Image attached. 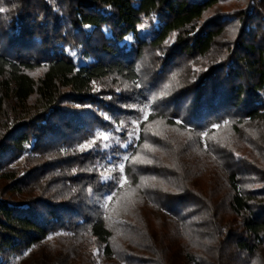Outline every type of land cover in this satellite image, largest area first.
Instances as JSON below:
<instances>
[{
  "label": "trees",
  "instance_id": "trees-1",
  "mask_svg": "<svg viewBox=\"0 0 264 264\" xmlns=\"http://www.w3.org/2000/svg\"><path fill=\"white\" fill-rule=\"evenodd\" d=\"M0 180V264H264V0H0Z\"/></svg>",
  "mask_w": 264,
  "mask_h": 264
},
{
  "label": "rangeland",
  "instance_id": "rangeland-1",
  "mask_svg": "<svg viewBox=\"0 0 264 264\" xmlns=\"http://www.w3.org/2000/svg\"><path fill=\"white\" fill-rule=\"evenodd\" d=\"M233 5H234V6H232L233 8H237L238 7V3H234ZM236 20H237V18H236L235 15H233L231 13H225V15L222 17L221 21H222V24L224 26H229V25L233 24L230 27V28H233V26L235 25L234 23L236 22ZM38 74H40V71H36L35 72V75H38ZM158 127H160V125H158ZM99 136H101L102 138L104 136L108 137V139L106 140L107 142L103 139L104 140V145L107 146V147L110 145L111 141L114 139V136L112 134H110L109 132H102L101 135H99ZM105 142H106V144H105ZM22 162L23 161L20 160L18 162V164H21ZM3 184H5V181H1L0 180V185H3ZM107 205H108V208H110V213L112 215L120 216V215L123 214V211L120 208L121 207V201L119 199L113 198V196H111V199L107 198ZM59 235L60 234L53 235L52 239H56ZM96 264H102V261L100 259H98L96 261Z\"/></svg>",
  "mask_w": 264,
  "mask_h": 264
},
{
  "label": "snow or ice",
  "instance_id": "snow-or-ice-1",
  "mask_svg": "<svg viewBox=\"0 0 264 264\" xmlns=\"http://www.w3.org/2000/svg\"><path fill=\"white\" fill-rule=\"evenodd\" d=\"M126 39H129V38H126ZM177 123H179V121H177ZM103 139L106 141L108 139V137L107 136H104ZM125 159H127V157H125ZM119 167H120V171H123V166L121 165ZM118 186H120L119 185V182H118ZM111 196H112V194L110 193L108 198L111 199Z\"/></svg>",
  "mask_w": 264,
  "mask_h": 264
}]
</instances>
